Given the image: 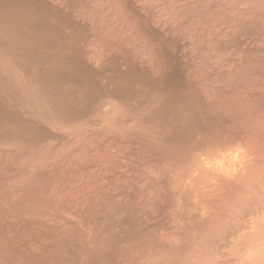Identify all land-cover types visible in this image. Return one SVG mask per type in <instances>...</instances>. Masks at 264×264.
I'll use <instances>...</instances> for the list:
<instances>
[{
	"label": "bare ground",
	"instance_id": "obj_1",
	"mask_svg": "<svg viewBox=\"0 0 264 264\" xmlns=\"http://www.w3.org/2000/svg\"><path fill=\"white\" fill-rule=\"evenodd\" d=\"M0 264H264V0H0Z\"/></svg>",
	"mask_w": 264,
	"mask_h": 264
}]
</instances>
